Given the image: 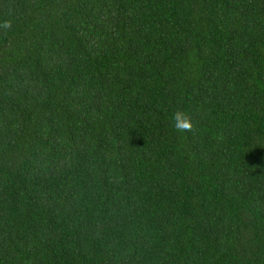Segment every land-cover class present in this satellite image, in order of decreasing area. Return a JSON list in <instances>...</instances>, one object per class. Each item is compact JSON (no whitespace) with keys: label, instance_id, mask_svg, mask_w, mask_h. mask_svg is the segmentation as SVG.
Wrapping results in <instances>:
<instances>
[{"label":"trees","instance_id":"obj_1","mask_svg":"<svg viewBox=\"0 0 264 264\" xmlns=\"http://www.w3.org/2000/svg\"><path fill=\"white\" fill-rule=\"evenodd\" d=\"M0 264H264V0H0Z\"/></svg>","mask_w":264,"mask_h":264},{"label":"clouds","instance_id":"obj_2","mask_svg":"<svg viewBox=\"0 0 264 264\" xmlns=\"http://www.w3.org/2000/svg\"><path fill=\"white\" fill-rule=\"evenodd\" d=\"M2 26L5 29H9L11 27V22L5 21ZM172 120H173V128L177 132L191 133L195 130L191 115L186 113L182 109H177L173 113Z\"/></svg>","mask_w":264,"mask_h":264}]
</instances>
